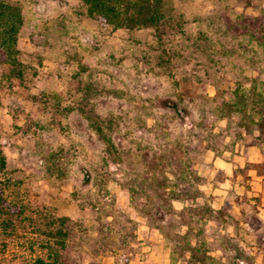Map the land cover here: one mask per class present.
<instances>
[{"label":"rangeland","instance_id":"1","mask_svg":"<svg viewBox=\"0 0 264 264\" xmlns=\"http://www.w3.org/2000/svg\"><path fill=\"white\" fill-rule=\"evenodd\" d=\"M10 1L24 15L18 48L25 74L15 78L11 67L0 64V153L7 159L0 179L11 180L20 202L87 230L88 239L65 264H199L174 236L187 230L178 214L186 204L149 190L152 200L134 198L130 188L148 187L142 175L152 168L172 182L187 171L191 190L201 191L199 202L211 207L203 190L211 168L207 156L260 143V132L248 119L218 117L217 89L193 77L204 76L201 57L160 65L151 35L137 34L139 45L126 31L89 17L82 0ZM176 6L188 21L215 9L222 15L264 13V0H181ZM184 74H192L189 84L182 82ZM218 77L223 90L234 86L230 74ZM89 85L100 92L98 99L87 96ZM180 93H187L189 115L163 107L164 98ZM85 98L117 152L81 112ZM172 182L168 187H175ZM183 185L190 187H178ZM171 203L177 214L167 213ZM206 216L198 217L193 233L200 231L210 264H264L263 256L244 249L253 241L240 225L221 213ZM17 236L0 227V264H31L39 253L31 247L33 228L23 224Z\"/></svg>","mask_w":264,"mask_h":264},{"label":"trees","instance_id":"2","mask_svg":"<svg viewBox=\"0 0 264 264\" xmlns=\"http://www.w3.org/2000/svg\"><path fill=\"white\" fill-rule=\"evenodd\" d=\"M82 2L89 17L113 29L126 31L139 45L142 42L137 40V34L151 35L157 46L153 51L161 54L160 65L172 64L173 61L189 62L191 61L189 58L201 57L204 60L200 63L204 76L193 75V77L197 84H203L206 80L217 89L218 117L220 119L240 117L250 120L260 132L257 139L261 142L256 145L264 149L262 144L264 141V13L244 11L237 15L232 12L222 15L220 10L215 9L207 15L188 21L176 6L181 0H82ZM23 25L24 15L21 6L10 0H0V64L11 67V74L15 78H22L25 74L18 48ZM186 51L190 52L188 56L183 54ZM218 74H230L234 86L223 90ZM191 78L192 74L191 77L184 74L181 80L186 85L190 83ZM186 95L187 93H180L177 96L170 95L164 98L163 107L189 115ZM87 96L98 99L100 92L89 85ZM86 102V98L81 102V112L93 124L94 130L106 138L109 146L117 152L111 136L106 137L105 128L98 123L100 115L94 113V108L84 105ZM209 148L214 150L215 147ZM109 151L111 152L110 149ZM215 154L223 155L218 152ZM6 167L7 159L1 152L0 174L5 173ZM160 174L161 171L154 168L144 171L143 182L148 187H141V190L131 187V194L135 195L134 198L145 195L152 200L147 191L149 190L161 200L184 202L186 206L178 212L179 225H185L187 230L183 235H174L175 239L178 244L185 241V250L190 254V260L199 264H210L213 257L204 249L205 243L199 239L200 231L194 234L193 229L202 221L198 217L206 216L213 212V209L201 205L199 199L204 195L198 189L194 192L191 190L194 188L193 182L188 179L187 171H184L180 179L175 182L170 181L166 176L159 179ZM170 182L174 183L175 187H168L167 183ZM180 183L189 184L190 187L184 185L178 187ZM15 191L10 179H0V227L3 233L18 237L22 225L26 224L33 228L37 238L31 247L35 251L37 249L34 246H37L39 250L31 264H65L72 250L88 239L85 235L87 230L67 216H57L51 212L32 209L29 203L20 202L14 197ZM154 209L151 205L148 212L151 213ZM167 209L168 214H177L172 203ZM156 210L158 212L159 209ZM184 211L188 213V218H184ZM173 226L175 227L174 224ZM169 234L172 235V232L170 231ZM193 234L197 243L191 240Z\"/></svg>","mask_w":264,"mask_h":264},{"label":"crops","instance_id":"3","mask_svg":"<svg viewBox=\"0 0 264 264\" xmlns=\"http://www.w3.org/2000/svg\"><path fill=\"white\" fill-rule=\"evenodd\" d=\"M206 160L211 168L205 172L208 180L203 190L213 212L240 225L246 238L253 241L244 249L264 257V149L238 144L233 151L208 155ZM232 230L231 236L236 235V228Z\"/></svg>","mask_w":264,"mask_h":264}]
</instances>
